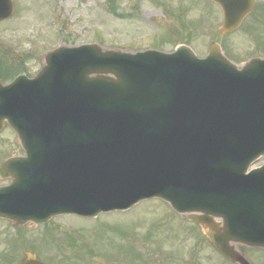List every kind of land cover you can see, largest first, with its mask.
Listing matches in <instances>:
<instances>
[{
  "label": "water",
  "instance_id": "water-1",
  "mask_svg": "<svg viewBox=\"0 0 264 264\" xmlns=\"http://www.w3.org/2000/svg\"><path fill=\"white\" fill-rule=\"evenodd\" d=\"M223 10L222 36L252 0H212ZM0 0V20L11 15ZM4 120L25 151L0 176V216L16 225L63 213L94 217L160 198L198 224L236 264L264 249V60L238 71L216 42L198 59L128 54L85 45L46 54L33 79L0 84ZM20 264H44L26 252Z\"/></svg>",
  "mask_w": 264,
  "mask_h": 264
},
{
  "label": "rangeland",
  "instance_id": "rangeland-1",
  "mask_svg": "<svg viewBox=\"0 0 264 264\" xmlns=\"http://www.w3.org/2000/svg\"><path fill=\"white\" fill-rule=\"evenodd\" d=\"M12 1V15L0 21V60L14 74L33 76L44 53L60 44L96 43L131 52L151 48L170 52L176 44H187L203 57L209 43L218 41L239 65L249 57L264 56V11H253L237 29L218 39L221 13L207 0ZM256 5L264 9V0H256ZM22 152L14 132L4 125L0 162ZM262 163L264 157L253 167ZM45 224L49 226L16 229L0 222L3 249L10 245L6 237L20 239L23 234L20 247L17 244L18 261L24 243L47 264H223L198 229L157 199L96 218L61 215ZM45 238L43 244L40 239ZM246 254L253 264H264V251L247 249Z\"/></svg>",
  "mask_w": 264,
  "mask_h": 264
},
{
  "label": "flooded vegetation",
  "instance_id": "flooded-vegetation-1",
  "mask_svg": "<svg viewBox=\"0 0 264 264\" xmlns=\"http://www.w3.org/2000/svg\"><path fill=\"white\" fill-rule=\"evenodd\" d=\"M252 11H264V9L263 7L256 8V9L253 7ZM7 183H8V180H6L5 182L0 181V187H3ZM0 222H7L8 224H10L9 221L4 220V219H0ZM6 238L7 240L10 241V245L9 247H7L6 250H4L2 247L4 239L2 236V232H0V264H19L18 255H17V253L19 252V248H18L19 245L17 246V244H19V241L16 242L17 237L15 239H13L12 237L11 238L6 237Z\"/></svg>",
  "mask_w": 264,
  "mask_h": 264
}]
</instances>
